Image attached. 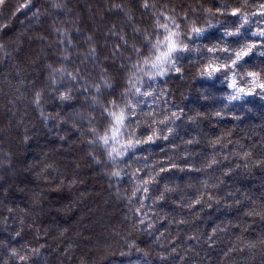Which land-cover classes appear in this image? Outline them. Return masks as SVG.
Wrapping results in <instances>:
<instances>
[{"label":"trees","instance_id":"16d2710c","mask_svg":"<svg viewBox=\"0 0 264 264\" xmlns=\"http://www.w3.org/2000/svg\"><path fill=\"white\" fill-rule=\"evenodd\" d=\"M237 2L156 0L157 9L174 8L197 25L217 27L190 45L197 51L183 54L180 72L154 85L163 93L152 104L158 119L183 113L170 125L173 134L139 146L125 165L113 164L107 149L91 142L92 130L102 135L108 124L92 97L99 85L103 104L116 100L123 106L128 73L120 65L130 64L125 57L131 51L119 37L142 45L133 29L151 33L152 13L141 0H0V264H264V219L248 215L264 205V98L229 101L228 78L200 75L208 59L203 47L231 42L224 26L236 20L203 9L215 12L222 3ZM250 5L249 12L257 7ZM117 45L123 56L113 55ZM49 65L64 69L63 78H50ZM247 70H264V56L252 55ZM76 72L77 81H71L67 73ZM241 76L243 71L239 85L247 87ZM105 79L111 89L104 88ZM68 91L72 99L60 100ZM141 120L147 123L132 127L143 139L142 133L151 134V120ZM169 157L177 167L158 179L161 188L175 191L165 201L145 200L148 207L137 213L134 179L124 172L170 164ZM213 157L218 163L206 168ZM121 169L123 179L111 175ZM205 192L213 199L205 196L188 208Z\"/></svg>","mask_w":264,"mask_h":264},{"label":"snow or ice","instance_id":"6c2138e0","mask_svg":"<svg viewBox=\"0 0 264 264\" xmlns=\"http://www.w3.org/2000/svg\"><path fill=\"white\" fill-rule=\"evenodd\" d=\"M251 4L257 5L256 9L251 12L247 11L251 6L250 0H238L236 7H229L227 4L222 3L215 12L212 9H203L212 16L228 14L236 17L235 21L224 26L223 36L234 38L231 42L225 39L221 41L225 45L224 47L219 44H215L212 47H203L202 51L208 56V59L200 72L201 76H206L209 79L213 78L217 73L220 74L221 79L228 78V86L233 89L232 93L227 97L229 101L243 100L253 95L264 98V75H262L264 70H247L252 55L264 56V0H251ZM115 7L123 11L122 6L116 5ZM141 7L146 13L150 12L153 15L154 25L152 32L149 33L147 29H133L137 36L142 37V45L129 44V41L123 35L119 37L125 48L131 51V55L125 57V60L130 61V64L120 65L121 70L128 73V78L125 81V91L120 94L124 100L123 106L118 104L116 100H109L107 106L103 104L101 102L103 92L99 85L95 86L97 95L92 97V103L99 104L102 115L105 116L108 124L102 135L96 132L95 129L92 130L93 140L91 142L101 143L107 149L108 159L113 164L119 160L128 165L135 158V152L139 146L154 144L159 139L168 140L169 136L173 134V128L170 125L179 120L183 113L178 114L172 111L158 119L159 114L152 107V104L162 97L163 93L157 92L154 85L159 79L164 78L169 73L180 72L182 65L178 61L182 59L183 54L197 51L196 48L190 47V45L194 44L196 39L202 38L208 28L217 27L211 22L207 23V27L197 25L195 21L189 20L187 14L182 17L178 16L174 8L157 9L156 0H141ZM192 11L195 12V8ZM129 19H131V16H129ZM182 23L184 25L183 28L181 27ZM89 40H91V37H89ZM217 52L220 55H215ZM91 53L94 55L95 49H92ZM117 54L124 55L123 52H120L119 45L116 46L113 55ZM133 57H135L134 60ZM64 58L68 59V56L65 55ZM49 70L51 73L50 78L59 74L62 79L65 75L64 69H53L49 65ZM241 71H243L241 79L244 80V84L247 87H241L238 83L237 77ZM67 75L71 81H77L80 74L76 72L75 74L67 73ZM55 82V79H52V83ZM103 86L105 89L112 88V84L107 79L103 80ZM149 97H153L151 102L148 100ZM41 99V93L37 92L34 103L39 106ZM59 99H72L70 91L60 95ZM145 106L148 107L147 112H144ZM41 115L45 116L43 112H41ZM216 115L220 116L221 113L217 112ZM145 116L151 120L147 124L151 134L142 133V136L145 137L142 139L136 135L135 128L132 126L140 127L142 124L147 123V121L141 120V117ZM45 118L47 117L45 116ZM220 142L218 139L215 143ZM186 143H192V141H187ZM248 156L249 154L245 153V157ZM168 160L171 161L170 164L165 161H158L147 171L136 168L131 174L124 172V175L129 176V179H134L135 187L131 193V198H136L139 202L140 206L135 209L137 213L148 207L144 203L145 200H151L155 204L165 201L167 194L175 191L174 188L169 187L167 184L161 188L160 179H158L162 178V173L177 167L175 160H172L171 157ZM217 163V160L213 157L207 162L205 167L211 168ZM261 163H264V161H261ZM179 170L184 171L185 169L180 168ZM122 171L123 169L114 171L111 175L123 179ZM202 187L206 189L208 185L205 183ZM153 193H156V195H153ZM205 196H207L208 200L213 199L206 192L200 193L194 201L187 205L188 208L191 209L196 205H201L205 200ZM131 198L129 202H131ZM217 203H219L218 200ZM248 215L260 216L261 219H264V205H261L259 209H252ZM145 219H147L146 214L141 223H144ZM184 222L181 220L178 223ZM215 231L213 229V234H215ZM260 242L264 244V240ZM251 246L254 247L255 245ZM13 255H18V253L13 250ZM19 259L26 260L27 257L19 256Z\"/></svg>","mask_w":264,"mask_h":264}]
</instances>
